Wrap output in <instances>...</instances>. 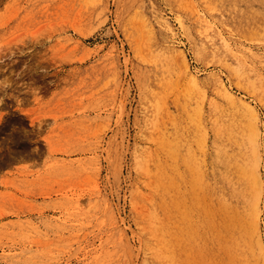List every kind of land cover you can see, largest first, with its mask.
Masks as SVG:
<instances>
[{
	"label": "rangeland",
	"instance_id": "rangeland-1",
	"mask_svg": "<svg viewBox=\"0 0 264 264\" xmlns=\"http://www.w3.org/2000/svg\"><path fill=\"white\" fill-rule=\"evenodd\" d=\"M255 200L264 0H0V264H261Z\"/></svg>",
	"mask_w": 264,
	"mask_h": 264
},
{
	"label": "bare ground",
	"instance_id": "bare-ground-1",
	"mask_svg": "<svg viewBox=\"0 0 264 264\" xmlns=\"http://www.w3.org/2000/svg\"><path fill=\"white\" fill-rule=\"evenodd\" d=\"M189 76H190L189 77L190 82L198 83L197 78L194 75H189ZM228 98L231 99V96L229 94H228ZM249 112H250V118L252 119L250 126H252V129H254L253 134H252L253 135L252 141L253 143L254 142L256 143L259 137L258 127L256 124V117L253 111H249ZM249 175L252 180V183L257 184L261 180L258 166H255V165L252 166L251 169L249 170ZM251 206H252L253 211L249 215V221L252 225L249 228H250L251 235L254 238L253 239L254 248L258 252V256L260 258L261 264H264V258L262 256V246H261L260 239H259L258 222H257L258 221V210H259L258 200L252 201Z\"/></svg>",
	"mask_w": 264,
	"mask_h": 264
}]
</instances>
